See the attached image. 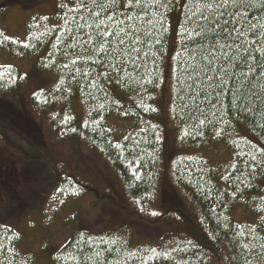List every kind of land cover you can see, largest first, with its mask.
I'll return each mask as SVG.
<instances>
[{"label":"trees","instance_id":"obj_1","mask_svg":"<svg viewBox=\"0 0 264 264\" xmlns=\"http://www.w3.org/2000/svg\"><path fill=\"white\" fill-rule=\"evenodd\" d=\"M19 6L0 3V118L13 99L37 116L15 135L32 138L52 175L4 163L0 203L15 216L49 189L46 214L68 239L23 254L3 219L0 264L48 251L43 264H264V0L201 9L196 43L188 0H56L13 35ZM88 197L106 213L92 226L78 205Z\"/></svg>","mask_w":264,"mask_h":264},{"label":"rangeland","instance_id":"obj_2","mask_svg":"<svg viewBox=\"0 0 264 264\" xmlns=\"http://www.w3.org/2000/svg\"><path fill=\"white\" fill-rule=\"evenodd\" d=\"M8 1V0H0V3ZM20 6L15 10V13L11 15V20L9 21V25L12 28L13 35H19L20 29L16 24L18 21L26 19L27 14H33L37 12H42L45 15H51L54 11V5L56 0H17ZM26 8H30L25 11ZM15 27V28H14ZM10 32V30H9ZM12 112H8L7 115L0 118V169L6 168L4 163H9L13 161L19 169H22V166L29 165V168L36 167L40 165L43 167L42 176L43 179L48 182L49 177L52 175L51 169H47V165L38 157L39 151L37 147H34L31 144L32 138L29 137L26 139L25 137H19L15 135L14 126H18L19 128L28 129L29 122L34 126H39L37 122V116L32 113L31 110L27 107H23L18 102H15V99L11 102ZM2 106V105H1ZM2 110H7L5 106L1 107ZM10 116V118H9ZM30 132V131H29ZM23 136H26L27 133L22 130ZM18 149H23L26 152V156H22L19 154ZM49 149L54 150V146H49ZM80 153V152H79ZM88 157V153L84 152ZM66 156L68 152H65ZM81 154V153H80ZM7 158V159H5ZM104 171V168H101ZM105 173V174H104ZM100 173L101 177L106 175L107 173ZM22 188L26 189V182L23 180ZM48 190L40 191L37 195H34L33 208H24L21 209L20 212L16 213L15 216L7 217L5 207L0 203V221L6 219L9 222V225L22 237V243L19 247L20 251L23 254L32 253L35 256L40 254L41 250H39V245L42 242H47L51 239V243L49 241L47 244L51 246L49 248L59 247L62 244H65V241L68 239V231L65 227L62 226V222L59 218H56L55 215L50 214L47 215L46 212L52 211V206H49V195ZM94 199L92 197H88V199L83 200L78 205L83 208L82 216L84 219L91 220L90 223L94 222L92 219L102 218L106 213L102 210L94 211L93 206L90 207L89 203H92ZM69 208L70 211L75 209L72 204ZM55 207V205H54ZM94 208L97 209V205L94 204ZM35 209L36 212H32ZM31 211V212H30ZM236 211L232 213L233 217L238 221L235 217ZM237 216V214H236ZM55 217V218H54ZM117 218V217H114ZM119 220H123L122 218H117ZM17 221H22V223L18 224ZM91 223V226H92ZM51 235V237H50ZM39 250V251H38ZM38 251V252H33ZM45 257L38 264H43V261H46L47 256L50 255V251L44 252ZM38 256V255H37Z\"/></svg>","mask_w":264,"mask_h":264},{"label":"snow or ice","instance_id":"obj_3","mask_svg":"<svg viewBox=\"0 0 264 264\" xmlns=\"http://www.w3.org/2000/svg\"><path fill=\"white\" fill-rule=\"evenodd\" d=\"M81 3H84V0H80ZM95 2V0H93ZM235 0H188V5H189V12L191 13L190 15H186L185 19V30L186 32L188 31V26L191 25V32L189 33V38L193 39V43H196L194 36H198L201 33L196 32V28H201L203 30V25L200 24V19L202 18L205 23L208 22L209 17L204 15V12L201 11V9H216V8H222L228 5L229 3H234ZM135 4L137 7H141V9H146L150 7L151 5H156L157 7L163 6V0H129V4ZM128 20H132L133 17L128 16ZM221 20H223V13H221L220 17L216 20L217 24L221 23ZM230 21L228 20H223V23L221 25L222 30L227 32L228 36H231V29H228V24ZM131 27V25L129 26ZM138 31V29H136ZM215 31V30H213ZM134 34V33H133ZM103 36V33L100 34ZM112 35L109 33V36ZM216 35H220V33H216ZM7 39V37H5ZM121 43L123 44L124 41L121 40ZM225 47L224 44H221L219 41H217L214 45L213 48H220L223 49ZM205 52H207V55L204 57L205 59H209L211 63V57L213 56L212 52H208L207 49H204ZM195 50H193V55H195ZM252 71V69H250ZM261 75H264V71L260 73ZM262 88H264V85H262Z\"/></svg>","mask_w":264,"mask_h":264},{"label":"flooded vegetation","instance_id":"obj_4","mask_svg":"<svg viewBox=\"0 0 264 264\" xmlns=\"http://www.w3.org/2000/svg\"><path fill=\"white\" fill-rule=\"evenodd\" d=\"M0 178H1V172H0Z\"/></svg>","mask_w":264,"mask_h":264}]
</instances>
